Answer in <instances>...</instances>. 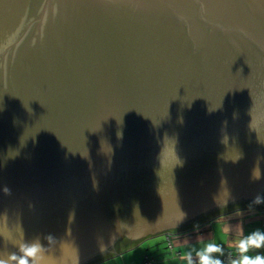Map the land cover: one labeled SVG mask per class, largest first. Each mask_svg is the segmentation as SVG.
Listing matches in <instances>:
<instances>
[{"label":"water","instance_id":"water-1","mask_svg":"<svg viewBox=\"0 0 264 264\" xmlns=\"http://www.w3.org/2000/svg\"><path fill=\"white\" fill-rule=\"evenodd\" d=\"M257 196L264 0H0V260L95 264Z\"/></svg>","mask_w":264,"mask_h":264},{"label":"crops","instance_id":"crops-1","mask_svg":"<svg viewBox=\"0 0 264 264\" xmlns=\"http://www.w3.org/2000/svg\"><path fill=\"white\" fill-rule=\"evenodd\" d=\"M221 228L223 236L220 233ZM257 228L264 229V209L260 210L256 206L240 208L218 215L192 229L173 233L170 240L167 239L166 234H162L163 240H158L156 239L157 237L146 238L145 243L150 242V245L155 248L151 251L145 250L139 252L140 256L137 259L127 257L129 256L127 252L129 250H132L130 252H134L138 249H133L142 248L143 245L141 243L123 253L95 264H140L146 256L154 258L152 264H186L181 258V253L189 250L193 253V258L195 259L196 251L209 240H220L224 252H231L235 257L236 253L234 252L233 241ZM131 254L130 256H132ZM261 254H264V252ZM220 259L223 261V264H231V260L229 259L223 257H220Z\"/></svg>","mask_w":264,"mask_h":264},{"label":"clouds","instance_id":"clouds-1","mask_svg":"<svg viewBox=\"0 0 264 264\" xmlns=\"http://www.w3.org/2000/svg\"><path fill=\"white\" fill-rule=\"evenodd\" d=\"M254 204H264V198L257 196ZM251 206V205H250ZM235 257L231 264H264V229L257 228L239 239L233 241ZM41 251L39 243L24 244L19 255L11 254L8 261L0 260V264H38V257ZM224 249L220 240H209L195 253L185 250L181 258L186 264H223L220 256ZM256 253V254H253Z\"/></svg>","mask_w":264,"mask_h":264},{"label":"rangeland","instance_id":"rangeland-1","mask_svg":"<svg viewBox=\"0 0 264 264\" xmlns=\"http://www.w3.org/2000/svg\"><path fill=\"white\" fill-rule=\"evenodd\" d=\"M162 234H164V233H162ZM162 234H159V235H156V236H153V237H157L156 239H158V240H163L164 239V237H163V235ZM153 237H151V238H153ZM146 242V240L145 241H142V242H140L141 243V245H143L142 246V248H135V249H133V250H136V249H138V250H136V251H134V252H130V251H132V250H129V252H127L128 253V255L129 256H127V257H131V259L133 258H138L140 255L138 254L139 252H141V251H147V250H149V251H151V250H153L155 247L153 246L152 247V245H150V242H147V243H145ZM145 243V244H144ZM146 245H147V247H146ZM126 253V254H127ZM131 253H133V254H131ZM130 254L132 255V256H130Z\"/></svg>","mask_w":264,"mask_h":264},{"label":"built area","instance_id":"built-area-1","mask_svg":"<svg viewBox=\"0 0 264 264\" xmlns=\"http://www.w3.org/2000/svg\"><path fill=\"white\" fill-rule=\"evenodd\" d=\"M166 234H167V239L170 240V238L172 236V233L168 232ZM220 257L232 260L234 258V254H232L231 252H223V255L220 256ZM153 261H154L153 258H150L149 256H146L141 264H152Z\"/></svg>","mask_w":264,"mask_h":264},{"label":"snow or ice","instance_id":"snow-or-ice-1","mask_svg":"<svg viewBox=\"0 0 264 264\" xmlns=\"http://www.w3.org/2000/svg\"><path fill=\"white\" fill-rule=\"evenodd\" d=\"M220 233H221V236H223V231H222V228L220 229ZM146 247H147V245H146Z\"/></svg>","mask_w":264,"mask_h":264},{"label":"trees","instance_id":"trees-1","mask_svg":"<svg viewBox=\"0 0 264 264\" xmlns=\"http://www.w3.org/2000/svg\"><path fill=\"white\" fill-rule=\"evenodd\" d=\"M165 234H166V233H165ZM172 234H173V233H172ZM166 235H167V234H166ZM150 258H152V257H150ZM153 259H154V258H153ZM143 260H144V259H143ZM143 260H142V262H143ZM142 262H141V263H142ZM153 262H154V261H153ZM141 263H140V264H141Z\"/></svg>","mask_w":264,"mask_h":264},{"label":"flooded vegetation","instance_id":"flooded-vegetation-1","mask_svg":"<svg viewBox=\"0 0 264 264\" xmlns=\"http://www.w3.org/2000/svg\"><path fill=\"white\" fill-rule=\"evenodd\" d=\"M165 233H168V232H165ZM171 233H174V232H171ZM148 238H149V237H148ZM143 240H144V239H143ZM143 240H142V241H143ZM140 242H141V241H140ZM137 243H138V242H137Z\"/></svg>","mask_w":264,"mask_h":264}]
</instances>
